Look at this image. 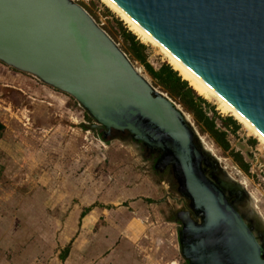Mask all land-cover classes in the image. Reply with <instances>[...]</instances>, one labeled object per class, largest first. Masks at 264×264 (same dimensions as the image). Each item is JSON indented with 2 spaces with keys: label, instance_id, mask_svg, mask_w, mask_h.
<instances>
[{
  "label": "water",
  "instance_id": "1",
  "mask_svg": "<svg viewBox=\"0 0 264 264\" xmlns=\"http://www.w3.org/2000/svg\"><path fill=\"white\" fill-rule=\"evenodd\" d=\"M264 136V0H111ZM0 62L71 96L95 122L169 165L188 264H264V249L226 189L236 182L184 113L155 90L73 0H0ZM218 173L210 178L204 166Z\"/></svg>",
  "mask_w": 264,
  "mask_h": 264
},
{
  "label": "rangeland",
  "instance_id": "2",
  "mask_svg": "<svg viewBox=\"0 0 264 264\" xmlns=\"http://www.w3.org/2000/svg\"><path fill=\"white\" fill-rule=\"evenodd\" d=\"M73 1L150 85L187 116L200 145L236 182L232 188L242 199L233 205L264 246V146L234 117L222 113L217 101L202 96L209 105H203L209 118L213 108L217 116L231 117L238 125L234 130L232 124L224 126L214 118L229 144L228 150H222L133 59L120 27L130 30L120 17L101 0ZM135 39L145 46L153 67L169 64L158 47L136 35ZM91 124L95 122L71 96L0 62V215L7 210L26 215L27 226L32 227L28 232L36 227L29 224L30 218L42 216L43 254L49 256V262L57 250L61 252L76 241V248L90 249L88 264H100L98 259L101 264H187L180 252V224L175 214L189 210L188 200L178 192L171 167H156L158 153L148 154L144 145L127 133L111 130L103 138L101 129H90ZM233 153H239L248 164L247 172L237 165ZM87 208L91 209L85 212L90 223L84 229L90 231V237L78 240L81 213ZM64 230L71 237H62ZM56 233L57 237H50Z\"/></svg>",
  "mask_w": 264,
  "mask_h": 264
},
{
  "label": "crops",
  "instance_id": "3",
  "mask_svg": "<svg viewBox=\"0 0 264 264\" xmlns=\"http://www.w3.org/2000/svg\"><path fill=\"white\" fill-rule=\"evenodd\" d=\"M10 77L17 76L11 75ZM90 210L89 208L88 211ZM7 212V214L0 215V264H88L91 262L90 249H88L87 246L76 248V241L73 242V246L68 247V253L64 260H60V252L57 250L54 257H52L49 262L47 260L49 256L45 257L43 254L42 216L39 218H36V216L30 218L29 224L33 223L36 227L33 232H28L29 228L32 227L29 225L27 226L26 215L23 216L20 213L16 214L13 210H7ZM85 214L86 213L81 215V229H78L80 233L75 231L72 238L76 233L78 240L90 237V231L84 229H87L90 223V219L86 220L87 215ZM3 224L4 226H2ZM54 224H56L55 227H57V221ZM67 233L68 230H64L62 237H71V234L68 236ZM96 233H98L100 238L103 237V232L98 231ZM52 236L57 237L58 234L50 235V237ZM94 258H96V256H94ZM97 261L100 264L102 263V259H98Z\"/></svg>",
  "mask_w": 264,
  "mask_h": 264
},
{
  "label": "trees",
  "instance_id": "4",
  "mask_svg": "<svg viewBox=\"0 0 264 264\" xmlns=\"http://www.w3.org/2000/svg\"><path fill=\"white\" fill-rule=\"evenodd\" d=\"M120 30L124 41L128 43V49L133 59L144 67L151 79L158 86H160L170 98L177 101V103L180 104L186 112L190 113L194 117L196 122L202 127V131L208 133L214 142L222 148V150H228L229 144L226 140V133L216 126L214 118H218L220 123L224 126L228 123L232 124L234 130L237 129L238 126L235 120L231 117L225 119L220 118L217 116L213 108H210L213 117L209 118L203 108V105L209 106L208 103L192 86H190L188 81L182 79L180 74L174 70L170 64L162 63L157 68L153 67L147 61L145 46L135 39V34L127 31L122 26L120 27ZM1 127L2 126L0 125V128ZM232 157L242 171H248V164L243 161L239 153H233ZM88 210L89 208L81 213V215ZM68 249L69 248L67 246L60 252V260L65 259Z\"/></svg>",
  "mask_w": 264,
  "mask_h": 264
},
{
  "label": "bare ground",
  "instance_id": "5",
  "mask_svg": "<svg viewBox=\"0 0 264 264\" xmlns=\"http://www.w3.org/2000/svg\"><path fill=\"white\" fill-rule=\"evenodd\" d=\"M101 1L105 3L118 17H120V19L127 25L129 30L132 31L140 39V41L158 47L163 53V55L166 57L168 63L174 68V70H176L180 74L182 79L188 81L190 86H192L201 96L205 97L206 99H213L217 101L219 103V109L222 113H228L232 117H234L239 123L245 126L246 130L252 136H254L260 142L261 145L264 146V136L256 128H254L243 116H241L233 107H231L219 95H217L199 78H197L188 68H186L166 49H164L158 42H156L150 35H148L142 28H140L114 2H112L111 0Z\"/></svg>",
  "mask_w": 264,
  "mask_h": 264
},
{
  "label": "flooded vegetation",
  "instance_id": "6",
  "mask_svg": "<svg viewBox=\"0 0 264 264\" xmlns=\"http://www.w3.org/2000/svg\"><path fill=\"white\" fill-rule=\"evenodd\" d=\"M128 135V134H127ZM129 136V135H128ZM132 140V139H131ZM134 141V140H133ZM154 156V155H153ZM156 161V160H155ZM204 170H205V172H206V174L210 177V178H214V177H216L217 176V172L215 171V168H213L212 166H208V165H205L204 166ZM170 177H171V175L169 176V180H170ZM225 193H226V197H227V199H228V201L233 205V202L234 201H238V200H240V199H242V196L240 195V193H238V192H236V190L234 189V188H232V187H228L227 189H226V191H225ZM233 207H235L234 205H233ZM236 210H237V208H236ZM238 211V210H237ZM178 214H179V212H177V214H175V217H178ZM241 215V214H240ZM242 216V215H241ZM242 218H243V220H244V217L242 216ZM245 221V220H244ZM247 224V223H246ZM248 225V224H247ZM249 226V225H248ZM249 228L251 229V226H249ZM252 230V229H251ZM263 247V249H264V246H262ZM187 264H188V262H187Z\"/></svg>",
  "mask_w": 264,
  "mask_h": 264
}]
</instances>
